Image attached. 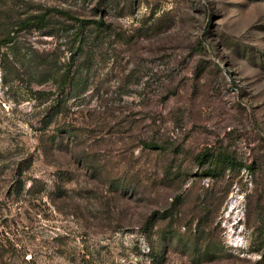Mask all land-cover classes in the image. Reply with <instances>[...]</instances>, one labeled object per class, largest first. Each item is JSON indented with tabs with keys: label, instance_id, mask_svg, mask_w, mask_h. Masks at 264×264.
Wrapping results in <instances>:
<instances>
[{
	"label": "rangeland",
	"instance_id": "374dc122",
	"mask_svg": "<svg viewBox=\"0 0 264 264\" xmlns=\"http://www.w3.org/2000/svg\"><path fill=\"white\" fill-rule=\"evenodd\" d=\"M48 12L107 31L50 124L74 28L0 45L2 264H264V0H0V43Z\"/></svg>",
	"mask_w": 264,
	"mask_h": 264
},
{
	"label": "trees",
	"instance_id": "16d2710c",
	"mask_svg": "<svg viewBox=\"0 0 264 264\" xmlns=\"http://www.w3.org/2000/svg\"><path fill=\"white\" fill-rule=\"evenodd\" d=\"M54 17H56V14L48 12L33 15L29 18H21L20 20H17V22L13 23L15 26L14 28L16 29H14L12 26V29L7 31V33L4 35V39H2L0 43L1 45L3 43L15 42L17 34L21 30L28 29L30 27L46 29V35L50 36H56L59 31L64 33L69 32L74 28L75 32H73L71 36L66 35V38H68L66 44L68 45L69 51L71 52L68 63L63 62L60 55L55 51L38 55L39 71L42 73L44 79L51 80L57 89L55 99L48 110V124L52 123L57 118L58 114L66 108V100L68 99L69 95L72 97H79L85 92V90H87L88 78L86 77V72L91 67V49L89 48L93 43V39H95L94 34L100 37L102 34H104V32L107 31V25L102 20L70 17V20L74 21V24H71L67 21H54ZM201 47H204L203 44H201ZM80 53L83 54V59L78 64L77 57L80 56ZM33 56L35 57L34 54H32V57ZM33 93L36 100L44 98V96L48 97L54 94L51 91L41 90H35ZM146 145H148V148L155 146L153 143H147ZM156 148L160 149L161 147ZM207 156L208 155L203 152L198 155L197 159H199L200 163H203L206 161ZM20 188L21 186L18 184L16 186V190H19ZM153 217L154 216H151L150 218ZM7 242L8 243H5V247H3L2 243L0 242V264H2L6 254L9 252L13 254L14 251H16L14 243H12L9 238ZM7 259L9 261H5V264H14L11 257H7ZM21 260L25 262L26 258L23 256V259L21 258Z\"/></svg>",
	"mask_w": 264,
	"mask_h": 264
}]
</instances>
